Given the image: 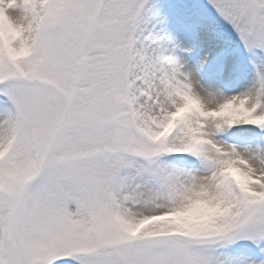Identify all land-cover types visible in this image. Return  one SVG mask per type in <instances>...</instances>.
I'll use <instances>...</instances> for the list:
<instances>
[{
	"label": "snow or ice",
	"instance_id": "snow-or-ice-1",
	"mask_svg": "<svg viewBox=\"0 0 264 264\" xmlns=\"http://www.w3.org/2000/svg\"><path fill=\"white\" fill-rule=\"evenodd\" d=\"M0 264H264V0H0Z\"/></svg>",
	"mask_w": 264,
	"mask_h": 264
}]
</instances>
